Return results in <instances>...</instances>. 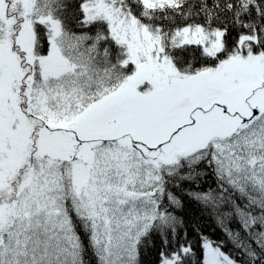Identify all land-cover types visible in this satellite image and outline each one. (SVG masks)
<instances>
[{"label": "snow or ice", "instance_id": "snow-or-ice-1", "mask_svg": "<svg viewBox=\"0 0 264 264\" xmlns=\"http://www.w3.org/2000/svg\"><path fill=\"white\" fill-rule=\"evenodd\" d=\"M0 264H264V0H0Z\"/></svg>", "mask_w": 264, "mask_h": 264}]
</instances>
